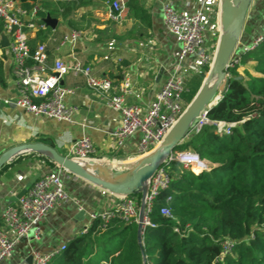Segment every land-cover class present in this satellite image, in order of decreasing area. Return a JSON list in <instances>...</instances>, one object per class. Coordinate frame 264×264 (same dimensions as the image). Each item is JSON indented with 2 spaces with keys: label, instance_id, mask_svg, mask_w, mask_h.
I'll return each instance as SVG.
<instances>
[{
  "label": "crops",
  "instance_id": "obj_1",
  "mask_svg": "<svg viewBox=\"0 0 264 264\" xmlns=\"http://www.w3.org/2000/svg\"><path fill=\"white\" fill-rule=\"evenodd\" d=\"M36 6L37 13L27 16L38 23L45 16L55 19V27L46 23L44 28L29 30V43H45L48 62L56 57L71 60L76 56L91 66L95 76H106L113 86L124 77L130 79V91L125 96L129 104L147 105L154 97L158 85L171 72L176 60L179 44L168 31L162 19V7L170 3L177 9L194 12L201 6L205 16V44L215 51L220 26L222 0H140L148 21L141 22L128 10L125 19L112 21L107 13V0H15ZM43 12L40 17L38 12ZM55 14V15H53ZM70 29H80L82 37L73 45H66L55 51L56 40ZM264 32V0H253L245 17L242 33L232 59H239L248 52L254 37ZM5 36L7 41L2 40ZM9 37L0 28V154L7 149L27 143L41 142L39 138L50 140L61 155H67L69 145L83 135L91 138L99 159L117 158L130 160L136 156L139 134L129 136L123 147L113 152V142L109 133L118 126L119 110L107 104V98L115 91H97L88 87L83 76L67 74L61 84L75 89L65 101L77 107L72 122L60 121L45 116H35L10 103L17 91L11 73L8 51ZM117 58L121 61L117 62ZM251 60L238 64V72L250 70ZM162 68L159 83L154 87V79ZM192 77V76H191ZM190 77V78H191ZM111 158H110V157ZM115 165V162L112 163ZM58 171L70 199L56 205L40 223V237L21 239L12 254L3 264H20L32 252L41 254L58 252L62 245L89 224L88 214L103 212L117 202V196L91 182L69 173L57 166L51 168L36 152H23L12 157L0 167V214L9 204L17 201V196L25 185L48 170ZM81 208V209H79ZM82 215L77 216L79 212Z\"/></svg>",
  "mask_w": 264,
  "mask_h": 264
},
{
  "label": "trees",
  "instance_id": "obj_2",
  "mask_svg": "<svg viewBox=\"0 0 264 264\" xmlns=\"http://www.w3.org/2000/svg\"><path fill=\"white\" fill-rule=\"evenodd\" d=\"M23 7L30 9L32 4ZM128 10L139 21H148L140 0H128ZM38 15L44 17L43 12ZM29 46L32 50L36 45ZM247 60L252 61L250 70L244 68L243 75L235 78L240 75L238 64ZM207 71L208 67L198 73L193 90L188 87L191 78L187 80L185 104ZM228 73L206 117L234 125L224 133L205 123L174 148L195 152L212 164L211 169L180 168L174 161L164 164L170 179L147 213L149 224L141 234L144 262L136 222L115 217L106 223L92 220L86 232L64 243L47 264H264V40L243 54ZM39 140L53 146L46 138ZM38 155L49 167L56 166ZM135 196L139 203L140 195ZM165 204L169 216L160 212ZM225 240L230 242L227 251Z\"/></svg>",
  "mask_w": 264,
  "mask_h": 264
},
{
  "label": "built area",
  "instance_id": "obj_3",
  "mask_svg": "<svg viewBox=\"0 0 264 264\" xmlns=\"http://www.w3.org/2000/svg\"><path fill=\"white\" fill-rule=\"evenodd\" d=\"M110 10L108 19L122 21L128 12V0H107ZM37 7L32 5L26 9L18 5L15 0H0V21L2 30L8 35V51L11 61V73L17 95L13 100L5 99L10 103L35 116H45L60 121L72 122L76 106L65 101L66 96L73 95L75 89L61 84L62 77L67 74L83 76L88 87L102 92L114 88V93L107 98V104L119 110L120 120L118 126L109 136L113 142V152L116 153L126 143L129 136L138 133L136 158L122 160L117 158L99 161L106 163L115 171L128 164H132L138 157L155 148L163 139L177 118L184 110L183 93L186 91L187 80L210 67L214 52L205 44V16L201 6L194 12H186L165 3L162 7V19L168 31L176 38L179 48L171 72L158 85L153 99L147 105L127 103L125 96L131 93L130 79L124 77L113 86L110 78L95 76L91 66L85 64L76 56L65 61L61 57L48 62V52L45 43H37L31 50L29 46V30L44 28L45 22H34L29 14L35 15ZM83 35L80 29H70L56 40L55 51L66 45L75 44ZM264 40V32L256 35L248 51L256 49ZM121 59L117 58V62ZM239 59H232L229 66L237 64ZM220 96V93H219ZM212 123L216 132L229 133L234 123L222 121H209L206 112H202L191 126L189 133L197 131L203 124ZM96 149L91 138L83 135L73 141L67 150L69 158L74 160H98L95 157ZM176 162L180 168L194 170L211 166L206 159H201L193 151H173L155 170L147 183V193L144 200L145 224H149L147 213L150 204L158 190L167 187L169 173L165 163ZM115 162V165L112 163ZM117 202L106 211L91 212L88 214L89 223L100 218L104 223L109 219L118 217L125 222L136 221L139 203L136 196L116 195ZM70 199L58 171L48 170L39 175L26 192L13 204L6 206L0 214V264H3L13 252L15 245L21 239H34L40 237V223L43 218L59 203ZM170 198L166 199V202ZM81 209V208H79ZM161 214L170 215L165 204L160 209ZM87 224L80 233L87 230ZM176 230V229H175ZM230 242H223V250L227 251ZM63 248V245L62 247ZM57 253V252H55ZM55 253L41 254L32 252L33 264H47Z\"/></svg>",
  "mask_w": 264,
  "mask_h": 264
},
{
  "label": "water",
  "instance_id": "obj_4",
  "mask_svg": "<svg viewBox=\"0 0 264 264\" xmlns=\"http://www.w3.org/2000/svg\"><path fill=\"white\" fill-rule=\"evenodd\" d=\"M253 0H222L220 9L221 32L213 54L212 62L200 86L192 99L185 106L183 112L167 131L160 143L148 153L138 157L132 164L123 166L119 171L113 170L106 163L99 160H74L66 155H61L57 150L43 142H27L13 146L0 154V167L23 152H36L50 158L57 167L72 173L84 180L115 195H140V204L137 224V243L140 247L144 262L141 234L144 226V200L147 193V183L155 170L164 162L174 148L189 134L191 126L202 112L212 107L219 99L229 77V62L239 42L245 17ZM43 21L50 27H55L56 21L50 16H45ZM3 41H7L2 36ZM162 68L155 75L154 87L160 80ZM241 75L235 78H240ZM210 170L211 166L203 168ZM39 175L29 180L25 188L17 196L23 195ZM83 212H79L80 217ZM20 264H33L32 255L29 254Z\"/></svg>",
  "mask_w": 264,
  "mask_h": 264
},
{
  "label": "rangeland",
  "instance_id": "obj_5",
  "mask_svg": "<svg viewBox=\"0 0 264 264\" xmlns=\"http://www.w3.org/2000/svg\"><path fill=\"white\" fill-rule=\"evenodd\" d=\"M53 15H55V14H53ZM211 51L212 52H214V50L213 49H211ZM240 72L243 74V70H240ZM199 74H197V75H193L192 77H191V79L188 81V87L190 88H192V90L195 88V86H196V84H197V82H198V80H199ZM190 88V89H191ZM185 103V102H184ZM187 104H185L184 105V107L186 106ZM96 155H99V154H95V156ZM110 157V156H109ZM111 158V157H110ZM136 158V156L134 157V159ZM135 161V160H134ZM128 165H130V164H128Z\"/></svg>",
  "mask_w": 264,
  "mask_h": 264
},
{
  "label": "bare ground",
  "instance_id": "obj_6",
  "mask_svg": "<svg viewBox=\"0 0 264 264\" xmlns=\"http://www.w3.org/2000/svg\"><path fill=\"white\" fill-rule=\"evenodd\" d=\"M220 20V19H219ZM194 169L200 170V167H194Z\"/></svg>",
  "mask_w": 264,
  "mask_h": 264
}]
</instances>
